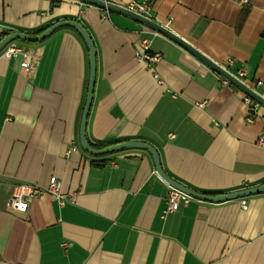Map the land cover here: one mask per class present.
I'll use <instances>...</instances> for the list:
<instances>
[{
	"label": "crops",
	"instance_id": "obj_1",
	"mask_svg": "<svg viewBox=\"0 0 264 264\" xmlns=\"http://www.w3.org/2000/svg\"><path fill=\"white\" fill-rule=\"evenodd\" d=\"M149 16L231 72L245 68L248 82L264 81V0H154ZM63 18L80 20L97 50L91 142H150L165 172L197 191L264 182V106L189 50L79 0H0V36ZM143 38L161 54L155 69L136 56ZM14 42L34 58L26 69L22 54L0 50V264H264V192L193 198L164 214L170 184L148 150L93 155L81 146L90 78L81 34L63 26ZM103 156L109 164L95 166ZM52 177L73 200L45 193L25 212L9 205L16 182L46 187Z\"/></svg>",
	"mask_w": 264,
	"mask_h": 264
},
{
	"label": "water",
	"instance_id": "obj_2",
	"mask_svg": "<svg viewBox=\"0 0 264 264\" xmlns=\"http://www.w3.org/2000/svg\"><path fill=\"white\" fill-rule=\"evenodd\" d=\"M79 1L128 15L136 19L137 21L149 26L155 31L171 38L172 40H174L175 42H177L178 44L189 50L192 54H194L205 64L210 66L212 69H214L216 72L221 74L230 83L234 84L235 86L243 90L254 101L264 106V96H262L258 91H256L246 82L238 78L226 66L214 60L204 51L199 49L196 45L191 43L189 40H187L186 38L175 32L173 29L169 28L168 26L155 20L151 16H147L137 11L131 10L121 4H118L110 0H79ZM63 26L73 27L81 34V36L83 37V39L85 40L88 46L89 54H90V78H89L86 103L84 106L82 119H81V126H80V143L85 151L93 155H104L129 147L146 149L153 156L157 173L163 180L168 182L170 185H173L189 193L190 195L202 200L217 202V201H223V200L234 199L239 197H245L259 192H264V182L255 186L244 187L237 190H233L231 192L218 193V194H212V193H206V192L194 190L193 188L172 178L170 175H168L165 172L161 163L159 151L153 144L145 140H140V139L124 140V141L113 142L103 147H94L90 143V140L87 137V121L91 110V105L93 102L95 83L97 78V50L94 41L91 37V34L89 33L85 25L76 18H63L51 23L45 30H43L38 34H32L23 30H14L0 38V50L4 46H6L9 42L15 40H23L27 42L41 41L47 38L49 35H51L55 30Z\"/></svg>",
	"mask_w": 264,
	"mask_h": 264
},
{
	"label": "built area",
	"instance_id": "obj_3",
	"mask_svg": "<svg viewBox=\"0 0 264 264\" xmlns=\"http://www.w3.org/2000/svg\"><path fill=\"white\" fill-rule=\"evenodd\" d=\"M121 4L131 10L137 11L144 15L149 16L150 9L154 3V0H110ZM242 3H247L248 0H240ZM157 34L159 32L155 31ZM4 53L7 56L22 54V66L26 69H29L31 64L33 63V54L23 48L21 45H18L16 42L12 41L5 46ZM136 56L140 60H145L147 64L152 68L155 67L152 65V62L159 61L161 59V54L159 52H151L150 50V39L143 38L140 42L139 48L136 50ZM233 60L229 59V64H232ZM238 78L246 82L256 91H258L262 96H264V81L261 79H256L253 82H248L245 79L247 74V70L245 68H241L238 72L234 73ZM225 82H229L225 79ZM261 88V90H260ZM246 102L254 101L249 95H245ZM254 105L259 104L254 101ZM255 108V106H254ZM260 144L264 146V137L259 139ZM76 149L75 146L71 148ZM70 151V150H69ZM45 193H50L57 198L60 204H64L69 200H73L74 196H68L62 191V181L56 177H52L48 186H42L36 182H28V181H18L15 183L13 192L11 194L9 205L19 211L25 212L28 210L29 201L32 198L40 197ZM193 198H196L189 193L173 186L169 185V190L166 199V206L163 210L164 214L176 211L181 204L188 203ZM245 200H242V203L245 205Z\"/></svg>",
	"mask_w": 264,
	"mask_h": 264
},
{
	"label": "trees",
	"instance_id": "obj_4",
	"mask_svg": "<svg viewBox=\"0 0 264 264\" xmlns=\"http://www.w3.org/2000/svg\"><path fill=\"white\" fill-rule=\"evenodd\" d=\"M49 25H50V24H47V25L41 26V27H39V28H37V29H34V30H28L27 32L32 33V34H38V33L42 32L43 30H45ZM11 31H14V29L4 30V31L2 32L0 38L3 37L4 35L8 34V33L11 32ZM90 143H91L94 147H103V146H105V144L94 143V142H91V141H90ZM109 162H110V159L107 158V157H105V156H103L102 159L95 160V161L93 162V164H94L95 166L105 167V166H107V165L109 164Z\"/></svg>",
	"mask_w": 264,
	"mask_h": 264
}]
</instances>
